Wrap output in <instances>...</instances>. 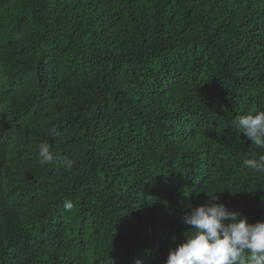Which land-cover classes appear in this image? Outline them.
<instances>
[{"label": "trees", "instance_id": "16d2710c", "mask_svg": "<svg viewBox=\"0 0 264 264\" xmlns=\"http://www.w3.org/2000/svg\"><path fill=\"white\" fill-rule=\"evenodd\" d=\"M260 110L264 0H0V264H164L213 195L264 221Z\"/></svg>", "mask_w": 264, "mask_h": 264}, {"label": "clouds", "instance_id": "9594fccd", "mask_svg": "<svg viewBox=\"0 0 264 264\" xmlns=\"http://www.w3.org/2000/svg\"><path fill=\"white\" fill-rule=\"evenodd\" d=\"M236 127L251 144L264 150V110L241 115ZM38 162L41 166L56 163L67 170L74 167L73 160L54 153L47 142L38 145ZM243 165L264 173V153L244 159ZM218 199L213 195L209 203L189 206L183 222L190 229L182 243L169 249L164 264H264V221L249 223L242 213L229 210ZM63 206L71 211L74 204L66 200Z\"/></svg>", "mask_w": 264, "mask_h": 264}, {"label": "rangeland", "instance_id": "374dc122", "mask_svg": "<svg viewBox=\"0 0 264 264\" xmlns=\"http://www.w3.org/2000/svg\"><path fill=\"white\" fill-rule=\"evenodd\" d=\"M4 117H6V113H4ZM13 131H15L14 134L16 135L14 136V139H16V137L23 138L22 142L27 146L26 156L29 158V161H32L34 152L30 147L29 134L27 133L26 128H15Z\"/></svg>", "mask_w": 264, "mask_h": 264}]
</instances>
